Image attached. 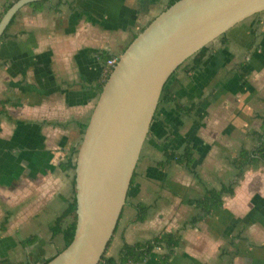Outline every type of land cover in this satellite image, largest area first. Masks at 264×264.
I'll list each match as a JSON object with an SVG mask.
<instances>
[{"label":"crops","instance_id":"obj_1","mask_svg":"<svg viewBox=\"0 0 264 264\" xmlns=\"http://www.w3.org/2000/svg\"><path fill=\"white\" fill-rule=\"evenodd\" d=\"M8 1L0 0V12ZM169 4L46 0L40 9L25 5L0 41V222L7 217L0 258L9 264H42L66 247L61 228L73 214L59 218L76 192L69 164L77 154L71 149L80 147L107 61L119 58ZM224 38L209 43L212 52L198 67L191 69V58L167 81L108 255L117 256L124 241L150 239L165 227L182 235L174 264H191L192 256L205 264H264V160L248 163L240 177L234 164L243 149L257 155L262 140L264 10L232 26ZM188 144L195 149L191 166L166 159V151L181 153ZM177 169L199 189L185 217L177 215ZM232 183L234 193L223 196V205L191 225L194 198L206 186ZM139 202L147 206L143 220H135ZM227 210L233 214L227 217ZM200 229L203 238L196 241ZM33 235L32 243L22 242ZM183 250L191 257H183ZM161 253L155 248L146 261L131 264H161Z\"/></svg>","mask_w":264,"mask_h":264},{"label":"water","instance_id":"obj_2","mask_svg":"<svg viewBox=\"0 0 264 264\" xmlns=\"http://www.w3.org/2000/svg\"><path fill=\"white\" fill-rule=\"evenodd\" d=\"M0 18V40L17 11ZM264 0H176L139 32L104 84L78 149L73 240L44 264H97L112 238L162 89L175 69Z\"/></svg>","mask_w":264,"mask_h":264},{"label":"trees","instance_id":"obj_3","mask_svg":"<svg viewBox=\"0 0 264 264\" xmlns=\"http://www.w3.org/2000/svg\"><path fill=\"white\" fill-rule=\"evenodd\" d=\"M15 0H9L2 11L0 12V18L3 15V13L7 10V8L14 2ZM46 0H35L27 5H30L34 7L35 9H40L42 4ZM176 0H170V4L174 3ZM22 11V8L17 11V13L14 15V17L11 19L10 23L8 24L6 30L4 31L1 40L2 41L6 34L8 29L10 28L11 24L14 22L15 18L19 15V13ZM226 32L222 33L218 37L221 39H224V41H227V39L224 38ZM212 49L209 46V43L201 47L198 51H196L193 55L188 57L185 61L189 59H193L194 64L191 66V69H195L199 66L200 62L202 61L203 57L207 54L211 53ZM183 61L176 69L175 71L170 75V77L177 71L179 67H181L184 62ZM109 77V73L103 78V80L100 83V90H102L104 84L106 83L107 79ZM170 77L167 79V81L170 79ZM166 81V83H167ZM166 83L162 89V93L160 95V98L163 97V93L165 91ZM179 106V103H177ZM87 126V125H86ZM84 127V131L85 128ZM83 131V134H84ZM261 144L259 147H257V155H255L254 152H251L249 150L243 149L240 152V156L236 157L234 159L235 166L238 167V177H240L245 169V166L250 163L253 160L262 159L264 160V117H263V132L261 133ZM79 148L71 149L73 154L78 153ZM167 160L176 158L177 162L180 164H183L187 167L191 166L195 160V149L192 145H186L183 152L176 153L175 151H166ZM69 166L76 167V160L69 164ZM76 182V181H75ZM132 182V181H131ZM232 184H224L221 187H209L206 186L203 193L199 196H196L193 200L194 206L197 208V213H195L191 219L190 224L195 226L200 221H202L205 217L208 215H212L219 207H221L224 203L223 196L225 194H233L234 193V185ZM76 196L74 197V200L68 205V207L63 212L62 216L59 218L61 220L64 216L73 214V220L71 223L64 228H61V231L64 233V237L66 240V246L70 244V242L73 240L75 229H76ZM137 208V215L135 217V220H143L147 214V206L139 202L136 204ZM6 223H7V217L4 218L2 222H0V233L3 232L6 229ZM116 230V229H115ZM115 232V231H114ZM37 238L36 235L29 236L22 240L24 244L32 243ZM112 239V238H111ZM111 239L107 246H109ZM182 244V235L179 231L174 230H166L162 229L157 234H155L152 238L144 240V241H137L134 243H129L127 241H124L122 244L119 253L117 256L108 255L107 254V248L104 251L101 259L97 264H131V263H141L146 261L152 254L153 250L155 248H161L162 253L160 254V262L161 264H174L172 261V256L177 250V247H179ZM51 258L44 261L42 264L50 260ZM0 264H9L7 259L0 258Z\"/></svg>","mask_w":264,"mask_h":264},{"label":"rangeland","instance_id":"obj_4","mask_svg":"<svg viewBox=\"0 0 264 264\" xmlns=\"http://www.w3.org/2000/svg\"><path fill=\"white\" fill-rule=\"evenodd\" d=\"M2 8V6H1ZM106 74H108V72H106ZM106 76V75H105ZM200 150H201V153L199 155V158H198V163H199V168H202L201 170H203V173H204V165H203V160H204V152L202 149V147H200ZM214 159V158H213ZM216 165V164H214ZM207 166H211L210 164H208ZM177 174L179 176H181V180H177L176 181V184H177V193H178V196H180V202H179V205H178V210H177V215L179 216H182V217H185L191 210H192V195L195 194L199 189H198V186L193 182V183H188V182H185L184 181V178L183 177V173L180 172V169H177ZM207 175V174H205ZM129 193V192H128ZM125 206V205H124ZM228 211V214L226 215L228 217V215H232L233 213L230 212L229 210ZM217 216V214L215 215ZM211 225V223H210ZM165 228V227H164ZM163 228V229H164ZM202 229L200 230H196L195 234H194V237L193 238H197L196 241L198 239H202L203 236H202V233L200 232ZM208 251H207V255H210L212 256L211 254V251L210 249L212 248V244L209 243L208 244ZM107 251H108V246H107ZM108 254V252H107ZM183 257H191L190 255H188L185 250H183V254H181ZM155 257L153 256L151 259H154ZM191 264H205L204 262H202L201 259L199 258H196V257H191Z\"/></svg>","mask_w":264,"mask_h":264},{"label":"built area","instance_id":"obj_5","mask_svg":"<svg viewBox=\"0 0 264 264\" xmlns=\"http://www.w3.org/2000/svg\"><path fill=\"white\" fill-rule=\"evenodd\" d=\"M118 57H111L108 59L105 70L110 74L114 65L116 64Z\"/></svg>","mask_w":264,"mask_h":264}]
</instances>
